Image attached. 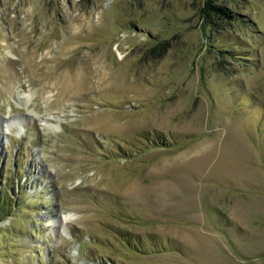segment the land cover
Wrapping results in <instances>:
<instances>
[{"label": "rangeland", "instance_id": "374dc122", "mask_svg": "<svg viewBox=\"0 0 264 264\" xmlns=\"http://www.w3.org/2000/svg\"><path fill=\"white\" fill-rule=\"evenodd\" d=\"M0 126V264H264V0H0Z\"/></svg>", "mask_w": 264, "mask_h": 264}, {"label": "bare ground", "instance_id": "6f19581e", "mask_svg": "<svg viewBox=\"0 0 264 264\" xmlns=\"http://www.w3.org/2000/svg\"><path fill=\"white\" fill-rule=\"evenodd\" d=\"M10 121H11L10 123H12V124L13 123H17V122H15V121H17V119L16 120L12 119ZM6 122H9V121H7V120L3 121V123H6ZM0 127H2V126H0ZM7 127H8V125H7ZM0 135H4V131L3 130H0ZM74 218H75V216H73L72 214L63 215V216H60L59 219L54 220L52 222V224L59 225V227L61 226L62 228H64V227L67 228L69 221L74 219Z\"/></svg>", "mask_w": 264, "mask_h": 264}, {"label": "trees", "instance_id": "16d2710c", "mask_svg": "<svg viewBox=\"0 0 264 264\" xmlns=\"http://www.w3.org/2000/svg\"><path fill=\"white\" fill-rule=\"evenodd\" d=\"M206 5H207V8L210 6V4H209V3H207ZM213 8H214V7H213ZM220 10H221V11H223V9H222V8H220ZM1 209H2V207H1V205H0V212H1Z\"/></svg>", "mask_w": 264, "mask_h": 264}]
</instances>
